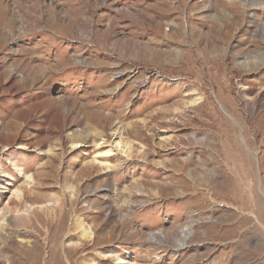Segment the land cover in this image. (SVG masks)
Listing matches in <instances>:
<instances>
[{"label": "rangeland", "instance_id": "obj_1", "mask_svg": "<svg viewBox=\"0 0 264 264\" xmlns=\"http://www.w3.org/2000/svg\"><path fill=\"white\" fill-rule=\"evenodd\" d=\"M76 217L83 264H264V0H0V264Z\"/></svg>", "mask_w": 264, "mask_h": 264}, {"label": "bare ground", "instance_id": "obj_2", "mask_svg": "<svg viewBox=\"0 0 264 264\" xmlns=\"http://www.w3.org/2000/svg\"><path fill=\"white\" fill-rule=\"evenodd\" d=\"M35 220H37L39 222H42V218L39 215H35ZM34 222L35 221L33 220L32 226H34V228H36L37 226H36V224ZM60 223L61 222H60L59 218L56 220L55 223H53V222L49 223V225H48L49 239L52 238L53 240H57V238H60L59 237V236H61V229H60L61 228V224ZM127 223L128 222L123 219L121 221V223H120V226H119L120 229H123L124 226L127 225ZM104 226H106L105 222H103L101 224L99 230H102ZM75 229L78 230L80 244L75 246V247H73L70 251H67L65 253V257H66V260H67L68 264H83V262H81L80 258L83 259L86 255H89V253H91V250H94V249L97 250V249H100V248L111 247V245L108 244V243L113 241L115 238H117L116 235L114 234V231H112V230H109V231H107L104 234H100V232L96 231V230L95 231H91L88 227H86L84 225L82 219L79 218V217H76ZM190 232L191 231H190L189 227H186L185 229L184 228L181 229L180 230V239H177L176 241H179V242L183 243L188 238ZM136 234H138L137 231L133 232L132 236H135ZM69 235L73 236L74 234L70 233ZM151 239L160 240V237L158 236V234H154L153 233L152 236H151ZM55 251H56L55 244H52L51 247H50V253H52V255H54V253H56ZM73 252H74V254L79 253L80 257L78 259L73 260L72 256H71ZM117 258H118L117 256L113 257V259H117Z\"/></svg>", "mask_w": 264, "mask_h": 264}]
</instances>
